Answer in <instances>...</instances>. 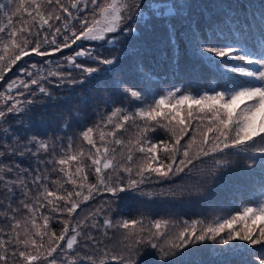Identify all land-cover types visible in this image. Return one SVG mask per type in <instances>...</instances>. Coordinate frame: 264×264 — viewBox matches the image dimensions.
Masks as SVG:
<instances>
[{"label": "snow or ice", "instance_id": "obj_1", "mask_svg": "<svg viewBox=\"0 0 264 264\" xmlns=\"http://www.w3.org/2000/svg\"><path fill=\"white\" fill-rule=\"evenodd\" d=\"M45 6H48L47 10ZM194 8L199 11L194 13ZM213 8L220 11L208 12L207 5L194 4L192 0H68L66 4L61 0H19L14 10L6 9V5L0 3L6 18L5 26H0V82L5 84V90L0 91V122L10 115L33 111L29 106L36 101L28 97H36L39 93L51 98L52 92L44 83H51L49 77L57 78L61 84L84 86L123 70L121 54H95L94 49L83 43L78 45V42L111 43L115 49L119 36L130 40L140 35L155 38L151 46L147 42L134 46L136 51L131 54L144 86H126L122 80L113 81L114 87L143 106L131 113L124 108L113 109L105 122L112 125V130L99 132L102 147L97 146L93 138L94 128L84 130L81 137L94 152L85 153L80 149L76 153L57 155L56 143L38 136L22 138L16 135L9 144L6 138L13 130L11 127L3 129L4 137H0V197H3L0 207L5 211L0 214L6 222L14 221L9 227L15 236L11 241H3L0 237V249L4 250V254H0V264H8L10 255L22 258L25 264H96L98 256L101 257L99 264H141L140 257L146 249L156 250L154 264H264V10L260 12L258 30H255L246 17L243 23L240 22L237 8L232 4H214ZM82 9L88 10V15H83ZM22 13L30 19L23 20L17 28L13 25V17ZM52 20L61 23L54 26L50 23ZM45 26L47 30L42 33L40 29ZM33 27L37 31L33 32ZM58 37H62L60 42ZM182 44L191 74L197 78L211 75L213 83L199 93L177 86L157 94L146 84L156 73L153 68L145 69L141 57L166 54L169 65L178 67ZM43 45L55 47L49 51ZM73 45L77 47L73 48ZM62 49L72 50V55L66 56L65 60L79 70V76L51 68L42 75L32 63L31 70L26 66L17 69L29 79L17 75L5 81L6 74L25 57L33 54L47 57ZM55 67L61 69L63 65ZM25 90L27 97L18 99L26 96ZM137 118L143 126L136 125L133 138L117 136L129 121L135 124ZM157 129L166 132L168 139L154 142L149 133H156ZM21 139L23 143H20ZM116 146H120L119 152ZM40 153L51 156L42 162L51 165L52 171H57V165L60 166L58 171L67 178L63 183L74 185V191L58 194V191L49 190L44 183L48 177L39 168L5 163L13 157L22 160L38 157ZM137 153L141 155L137 156ZM218 154L241 157L249 163L250 173L259 170L261 187L253 198L254 206L244 205L234 215L217 216L207 222L204 219L183 221V227L174 236L167 234L172 223L168 220L151 221L145 227L142 219L113 221L105 217L101 224L96 217L104 215L103 207L79 215L78 210L83 211L82 204L101 192L114 198L106 202L109 205L135 194L175 196L177 193L171 190L153 193L144 191L142 186L154 180H169L185 173L186 169L191 172L195 161L203 162L207 157L214 162L208 174L213 179L220 168L231 163L217 159ZM86 160L90 165H86ZM86 167L95 173V183H89ZM29 175L36 186V194L31 198L32 189L26 183ZM52 183L63 189L60 179ZM204 194L201 188L189 192L196 196ZM17 195L23 199L13 208L11 202ZM42 207L48 208L53 215L41 213L42 224H37L36 213ZM21 209L31 214L24 221L23 239L18 231L22 227L21 220L15 215ZM55 213L67 217L62 221L59 234L50 227ZM28 225L35 231L28 229ZM101 228L113 229V236L124 230L120 251L109 250L105 239L111 243V238L107 231L100 233ZM93 230L98 232L97 236L92 234ZM6 244L14 245L10 255ZM16 245H23V248L18 250ZM256 246H260L258 254L254 252ZM29 247L32 251H28Z\"/></svg>", "mask_w": 264, "mask_h": 264}, {"label": "trees", "instance_id": "obj_2", "mask_svg": "<svg viewBox=\"0 0 264 264\" xmlns=\"http://www.w3.org/2000/svg\"><path fill=\"white\" fill-rule=\"evenodd\" d=\"M61 2L66 4L68 0H61ZM0 3L5 4L6 9L14 10L19 4V0H12L11 3H9V0H0ZM193 3L207 5L208 12L214 14L220 11V9L213 8L214 4H222L224 6L232 4L234 8H237L240 22L243 23L246 17L247 23L255 30H258L257 25L260 21V12L264 10V8H262L264 0H194ZM25 7H28V5L26 4ZM89 7L91 6L89 5ZM47 9L48 6H45V10ZM240 9H246V11H241ZM4 11L5 10H0V26H5L6 24ZM198 11L199 9H193L194 13ZM82 14L85 13L82 12ZM33 15H35V13H33ZM25 19H30L27 17L26 13L14 16L13 25L19 28ZM50 23L54 26H59L61 22L52 20ZM73 23H75V21ZM132 26L136 27V24H132ZM233 28H235V25H233ZM46 30L47 26H45V29H40L42 33ZM32 31H37V28L33 27ZM154 39V37L149 38L144 35L137 36L135 39L131 40L127 37L119 36L115 49L111 43L94 44V47H90L93 44L91 42L83 43L85 47L94 49L95 54H101L103 56L121 54L123 70L115 71L111 76L84 86H73L68 83L61 84L57 78L49 77L51 83H44L45 86L51 90L52 97H44L43 94L39 93L36 97H28L36 101L34 105L29 106L34 110L27 113H20L19 115H10L6 121L0 122V137H4V128L11 127L13 131L6 138L9 144L13 142L12 137L16 135L22 138L38 136L45 141L55 142L57 145V155H62L64 152L76 153L80 149H83L85 153H87L90 150L94 152V149L83 140L81 133L87 128L92 127L94 128L93 138L97 146L102 147L103 145L99 138V132L103 130L108 133L112 130V125H106L105 123L111 111L119 107L127 109L128 112H135L134 110H136L137 107L143 106L142 103L127 97L126 94L114 87L113 81L122 80L125 82L126 86H144L140 83L141 76L134 68L131 54L136 51V47L134 46H138L144 42H147L151 46ZM60 40H62V37H58V42H60ZM43 47L51 51L55 45H43ZM181 47L182 55L178 67L169 65L166 54L164 56L153 55L151 57H141L144 60L145 69L153 68L156 73L154 79L146 81V84L157 94H163L165 91L177 86L182 87L185 91L199 93L206 90L208 85L213 83V77H211V75H204L197 78L191 74L188 69V56L183 54V48L185 46L182 44ZM66 56H68V53L64 49L61 52L52 53L47 57H40L35 54L30 57H25L24 60L18 62V64L13 67L11 72L6 74L5 81L10 77L15 78L17 75H20V77L25 80L29 79L22 73H18L17 69L21 66H26L31 70L30 65L32 63L37 65L42 75H46L49 68H51L59 71H71L74 77L79 76L80 73L78 69L67 66L68 62L65 60ZM78 59L83 60L84 58ZM47 61H51L52 63L48 64L46 63ZM57 64L63 65V68L56 69L55 66ZM89 64L95 66L92 61H89ZM33 88H35V86H33ZM4 90L5 84L0 82V91ZM25 92L26 96L18 97V99L24 100L27 97V90H25ZM140 122V120L136 121L135 124L129 122L125 125V129L117 132V136L124 139L133 138L137 131L136 125H140ZM97 125H100L99 129L96 128ZM149 135L152 136L154 142L156 139H168V134L162 129H157L156 133H150ZM106 139L110 138L106 136ZM186 139L187 137L185 140ZM23 142V139H21L20 143ZM182 143H184V141H182ZM69 144H71V148H68ZM109 146L111 147V145ZM116 148L117 152L121 150L120 146H116ZM136 155L139 156L141 154L137 153ZM232 156L233 157L229 158L216 157L217 159H225L231 162L228 166L222 167L217 171L220 180L216 183L213 182L215 178L210 179L208 175L209 171L214 167L213 159L207 157L204 158L203 162L195 161V167L191 172H188L186 169L185 173H181L169 180L163 182H156L154 180L142 186L143 190L146 192L158 193L171 190L177 193L175 196H141L135 194L129 195L124 200H119L109 205L106 202L114 198L111 194L101 192L100 194H95L93 200L82 204L83 211L78 210L79 215L83 216L96 208L103 207L104 215L96 217L101 224L105 217L111 218L113 221H119L121 219H142L145 227H148L151 221L168 220L172 222L167 229V234L169 236H174L180 228L183 227V221L191 222L193 220L204 219L207 222L213 220L217 216L223 218L234 215L236 212L242 210L244 205L254 206L253 198L261 187V174L258 169L256 172L250 173L248 171L249 163L247 161H244L239 156L237 158H235V155ZM135 158L136 157H134V159ZM48 159H51L50 155L40 153L38 157H29L22 160L19 157H13L10 160H6L5 163L10 165L19 163L22 168H39L41 172L48 177L44 183L48 185L49 190L58 191V194L64 195L66 191H74V185L63 183L67 178L63 176V173L58 171L59 165H57V171H52L51 165L42 162ZM85 163L86 165H90V161L86 160ZM72 168L74 171L75 162H73ZM85 170L89 174V183H95V173L90 167H86ZM31 178V175L26 177V183L28 187L32 189L29 193V198L36 194V186L31 183ZM57 179H60L61 183H63V189H59V185L52 183V181ZM196 188L203 189L205 193L204 196L189 195V192ZM0 190H2V185H0ZM2 199L3 197H0V200ZM20 199H23V197L17 195V197L12 200L11 203L13 208L16 207ZM4 211L5 208L0 207V213ZM41 213L50 216L53 215L49 212L48 208H40L36 213L37 224H42V220L40 219ZM9 215L11 216L12 213H9ZM15 215L17 219L21 220L22 229L24 228V221L28 219L31 214L28 213L27 210L21 209V211ZM54 215L56 218L50 221V227L59 234L63 227L62 221L67 219V217L60 213H55ZM10 223H14V221L9 219V221L6 222L5 217L0 214V229L4 230L0 232V237H2L3 241H11L15 236V232L11 231L9 227ZM104 231H107L108 237L111 238V243H109L108 239H105V243L108 244L109 250L120 251L122 248V244L120 243L122 239L121 234L124 230L121 229L117 231L115 236H113V229L101 228L99 230L100 233ZM5 233H7V235H5ZM92 234L97 236L98 232L93 230ZM100 238L103 239L102 236ZM13 246V244H6L9 255ZM16 247L19 250L23 248V245H16ZM189 248H191V245ZM41 252H43V250H41ZM254 252L258 254L260 252V246H256ZM0 254H4L3 249H0ZM156 257V250L146 249L140 257V262L143 264L142 260H150V264H154ZM100 258V256L97 257L96 264H99ZM20 260L23 259L10 255L8 264H19Z\"/></svg>", "mask_w": 264, "mask_h": 264}, {"label": "rangeland", "instance_id": "obj_3", "mask_svg": "<svg viewBox=\"0 0 264 264\" xmlns=\"http://www.w3.org/2000/svg\"><path fill=\"white\" fill-rule=\"evenodd\" d=\"M194 0H192V2H193ZM82 12H84L85 14H83V15H88V10H83L82 9ZM85 42H87V41H83V42H78V45L79 44H81V43H85ZM91 43H93L92 44V46H90V44H89V46L90 47H94L93 45L94 44H102V43H104V42H91ZM77 47V45H73V48H76ZM62 50H64V49H62ZM65 51H67V53H68V56L69 55H72V50L71 49H65ZM67 66H70L69 64L67 65ZM23 79V78H22ZM135 111V110H134ZM131 113V112H130ZM183 114V113H182ZM139 119L137 118V120L136 121H138ZM129 122H131V121H129ZM128 122V123H129ZM140 126L142 127L143 126V122L141 121L140 122ZM105 132V131H104ZM105 133H107V132H105ZM150 134V133H149ZM217 157H219V158H229V157H233L232 155H229V156H223L222 154H218L217 155ZM238 156H235V158H237ZM220 172V171H219ZM220 180V178L218 177V175H217V173H216V175H215V180L213 181L214 183H216V182H218ZM237 227H239V225H237ZM28 229H30L31 231H35V229H31V225H28ZM19 231H20V234H21V236H20V238L21 239H23V238H25V236H24V233H25V227L24 228H22L21 230L19 229ZM45 239V241L47 240V237H45L44 238ZM37 241H38V243L40 242V240H39V238H37ZM28 250L29 251H32V249H30V247L28 248ZM22 259V258H21ZM142 263L143 264H150L151 263V261L150 260H142ZM19 264H25V262L23 261V260H20L19 261Z\"/></svg>", "mask_w": 264, "mask_h": 264}]
</instances>
